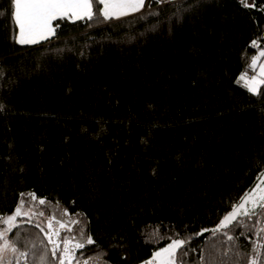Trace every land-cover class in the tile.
<instances>
[{
  "label": "trees",
  "instance_id": "obj_1",
  "mask_svg": "<svg viewBox=\"0 0 264 264\" xmlns=\"http://www.w3.org/2000/svg\"><path fill=\"white\" fill-rule=\"evenodd\" d=\"M254 3L181 0L119 21L64 19L49 40L22 46L0 0V213L28 191L52 202L45 216L83 213L96 243L114 245L111 264H141L174 231L211 229L264 168V99L237 80L264 47V0ZM176 4L194 7L177 21ZM19 231L22 249L43 248L34 223ZM210 236L193 238L187 264H200V248L205 264H231L235 249L221 256Z\"/></svg>",
  "mask_w": 264,
  "mask_h": 264
},
{
  "label": "snow or ice",
  "instance_id": "obj_2",
  "mask_svg": "<svg viewBox=\"0 0 264 264\" xmlns=\"http://www.w3.org/2000/svg\"><path fill=\"white\" fill-rule=\"evenodd\" d=\"M94 2L98 6L97 12L93 10ZM201 2L202 0H195V5L198 6ZM145 3L146 0H10L7 15L17 30L11 37L15 43L35 45L55 36L56 29L60 27V20L77 21L87 18L91 21L97 14L104 21L118 20L129 13L138 12L145 7ZM148 3L157 5L163 3L167 6L168 0H148ZM239 3L245 8L255 7L254 0L251 3L249 0H239ZM173 7L176 8L173 15L179 21L183 12L192 9L194 5L188 4L187 8H184L176 4ZM260 7L264 9V5ZM250 45L256 47L257 40L252 39ZM247 67L254 74L249 77L246 71H241L237 80H242L247 91L253 96L259 95L264 99V88L261 87L264 86V47H260L256 54L251 56ZM141 139L147 143L143 137ZM20 171L22 173L23 168ZM156 174L157 170L154 167L152 175ZM58 206L57 200L56 207ZM44 207H52V202L45 197H37L34 191L19 192L13 210L10 213H0V264H33V261L29 260L30 253L35 258L34 264H111L106 257L108 250L114 245L104 249L96 243L85 214L77 212L70 215L65 208L61 212V218H57L54 210L52 215L45 216ZM24 223H34L35 228L43 234L40 241L43 245L41 250L37 251L36 244L28 241L25 242L23 249L20 247L22 234L19 226ZM74 225L78 227V235L71 234ZM182 231L186 232L187 226ZM62 232L70 234L62 235ZM206 232L211 233L205 240L214 252L227 256L230 250L235 249V259L231 264H241V259L245 256V264H264V168L258 172L253 186L237 201L231 203L230 209L211 229L201 227L188 235L174 231V235L168 237V242L153 251L151 257L141 264H187L185 258L190 252L197 251L190 246L193 238ZM241 237L249 241L250 252L247 251L248 244H245ZM156 238L164 237L158 234L145 237L151 241ZM213 238L217 240L222 238V242L226 241L229 247H217L212 242ZM124 240L123 236L119 237L118 246L122 250L126 248ZM86 246H95L99 251H96L94 256H86L85 253L88 251ZM78 250L82 251L78 253ZM199 252L200 264H205L204 249L200 248ZM209 255L211 256L212 252ZM126 258L127 252L122 251L121 259ZM212 259L215 261V256H212Z\"/></svg>",
  "mask_w": 264,
  "mask_h": 264
},
{
  "label": "crops",
  "instance_id": "obj_3",
  "mask_svg": "<svg viewBox=\"0 0 264 264\" xmlns=\"http://www.w3.org/2000/svg\"><path fill=\"white\" fill-rule=\"evenodd\" d=\"M146 4H147V0H146V3H145V7H146ZM145 7H144V8H141L138 12H135V13H129L128 15L123 16V17H120L118 20H114V21L123 20V19L129 18V17H132V16L139 15V14H141V13H144V12H145ZM93 10H94V8H93ZM110 20H113V19H110ZM50 38H52V37H50ZM50 38H49V39H50ZM49 39H48V40H49ZM45 41H47V40H45ZM45 41H41L40 43L45 42ZM40 43H39V44H40ZM35 45H37V44H35ZM22 46H33V45H22ZM258 63H259V61H258ZM253 74H254V72L251 71V72L248 73V76L250 77V76L253 75Z\"/></svg>",
  "mask_w": 264,
  "mask_h": 264
},
{
  "label": "built area",
  "instance_id": "obj_4",
  "mask_svg": "<svg viewBox=\"0 0 264 264\" xmlns=\"http://www.w3.org/2000/svg\"><path fill=\"white\" fill-rule=\"evenodd\" d=\"M178 1H181V0H172L171 2L169 1L168 3H176V2H178ZM249 2L251 3V2H253V0H249ZM167 3V4H168ZM160 5H164L163 3L162 4H160ZM147 9H150V4L148 3V0H147V4H146V7H145V11L147 10ZM257 49V51H258V48H256ZM252 70L250 69V68H248L247 67V74L249 73V72H251Z\"/></svg>",
  "mask_w": 264,
  "mask_h": 264
},
{
  "label": "rangeland",
  "instance_id": "obj_5",
  "mask_svg": "<svg viewBox=\"0 0 264 264\" xmlns=\"http://www.w3.org/2000/svg\"><path fill=\"white\" fill-rule=\"evenodd\" d=\"M169 1L171 2L172 0H168V2H169ZM146 11H149V9H147ZM146 11H145V12H146ZM59 213L61 214V212H59ZM57 218H61V215H58ZM64 218L67 219V217H64Z\"/></svg>",
  "mask_w": 264,
  "mask_h": 264
}]
</instances>
